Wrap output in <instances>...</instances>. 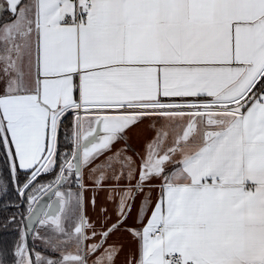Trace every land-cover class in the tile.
Listing matches in <instances>:
<instances>
[{
    "label": "snow or ice",
    "instance_id": "snow-or-ice-1",
    "mask_svg": "<svg viewBox=\"0 0 264 264\" xmlns=\"http://www.w3.org/2000/svg\"><path fill=\"white\" fill-rule=\"evenodd\" d=\"M10 188L11 264H264V0H0Z\"/></svg>",
    "mask_w": 264,
    "mask_h": 264
},
{
    "label": "trees",
    "instance_id": "trees-1",
    "mask_svg": "<svg viewBox=\"0 0 264 264\" xmlns=\"http://www.w3.org/2000/svg\"><path fill=\"white\" fill-rule=\"evenodd\" d=\"M72 121V117L69 116L65 121V130L67 125ZM66 147H70L61 134V148L66 150ZM52 176H42L41 182L51 180ZM21 198L16 194L14 188H10L6 194H0V250H5L8 253L9 264H11L12 254L14 253L15 244L18 242L17 227L22 219L27 214V202L24 201L20 204ZM13 204H20L19 208L13 207ZM15 217V220H12Z\"/></svg>",
    "mask_w": 264,
    "mask_h": 264
},
{
    "label": "crops",
    "instance_id": "crops-1",
    "mask_svg": "<svg viewBox=\"0 0 264 264\" xmlns=\"http://www.w3.org/2000/svg\"><path fill=\"white\" fill-rule=\"evenodd\" d=\"M4 18L6 19L7 17H4ZM145 127H146V125H141V128H145ZM130 135L132 136V139L130 141L132 148L137 150V151H142L144 140L146 138H150L152 133L151 132H146L139 139L135 135V130L132 133H130ZM122 146H124L123 142L118 143V144L114 145L113 150L115 151V149L120 148ZM107 154H110V153H107ZM129 154L131 155L132 152L130 151ZM100 159L103 160L104 157L102 156ZM137 162H139V161H137ZM97 163H99V161H97ZM158 194H159V190L158 189L153 191V200H155V198L158 196ZM91 195H92V193L90 191L88 193H86V197H88V198H90ZM97 200H98V203H97V208L95 210L91 207L90 203L88 204V215L93 221H96V219H97V214L99 213L100 206L107 207L109 209V213L110 214H112L113 209L115 207L114 204L108 203V202L105 201V194L104 193L98 194ZM139 203H140V199L138 198L137 202H136V205L133 207V216H135V214H136L137 206L139 205ZM26 225H25V228H26ZM41 234L42 235L45 234L43 232V230L41 231ZM98 239L99 238H97V240ZM129 239H130L129 237L121 236L120 234H116V235L112 236L109 239L108 244H112L114 241H119V242L124 243V245H125L124 246V251L121 252L120 256L118 257V259L116 261V264H126L127 256H128L130 248H131L132 251L135 250V245L134 244L131 245V246L128 244V240ZM91 242H93V241H89V243H91ZM28 243H29L30 248L34 247L36 251H42L45 255L48 254V251L45 250V245L43 244V242L41 240L33 241L31 236H29Z\"/></svg>",
    "mask_w": 264,
    "mask_h": 264
},
{
    "label": "flooded vegetation",
    "instance_id": "flooded-vegetation-1",
    "mask_svg": "<svg viewBox=\"0 0 264 264\" xmlns=\"http://www.w3.org/2000/svg\"><path fill=\"white\" fill-rule=\"evenodd\" d=\"M24 201H21L20 200V204H22ZM27 216H28V213L22 218L20 219V222L18 224V227H17V231H18V241H19V238H20V232L22 229H25V225L27 224Z\"/></svg>",
    "mask_w": 264,
    "mask_h": 264
},
{
    "label": "water",
    "instance_id": "water-1",
    "mask_svg": "<svg viewBox=\"0 0 264 264\" xmlns=\"http://www.w3.org/2000/svg\"><path fill=\"white\" fill-rule=\"evenodd\" d=\"M45 199H47V198H45Z\"/></svg>",
    "mask_w": 264,
    "mask_h": 264
}]
</instances>
